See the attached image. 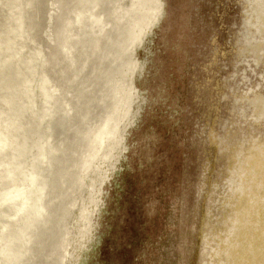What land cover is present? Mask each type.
<instances>
[{"label":"rangeland","instance_id":"374dc122","mask_svg":"<svg viewBox=\"0 0 264 264\" xmlns=\"http://www.w3.org/2000/svg\"><path fill=\"white\" fill-rule=\"evenodd\" d=\"M8 34L0 264H264V0H0Z\"/></svg>","mask_w":264,"mask_h":264},{"label":"bare ground","instance_id":"6f19581e","mask_svg":"<svg viewBox=\"0 0 264 264\" xmlns=\"http://www.w3.org/2000/svg\"><path fill=\"white\" fill-rule=\"evenodd\" d=\"M18 4V3H17ZM18 6V5H16ZM15 21H16V25L11 29V32L12 33H15V34H20L19 32H21V29H22V24L21 22H23L24 18H23V14L18 11V13L16 14V17H15ZM64 29H66V24L64 25ZM63 29V30H64ZM65 33V31H64ZM10 34H8L7 38L4 40L3 44L0 46L1 49H5L7 50L9 53H11V55L13 56L15 53H12L14 51V47H13V43L10 39ZM11 56V57H12ZM2 69H4V64H2L0 62V77H1V82H0V85L1 86H10V87H16V88H19V85L17 83V76H16V73L12 74V77L11 78H7L5 76V71L3 72ZM46 80L43 78L42 79V85L45 84ZM20 84H22V90L23 92H26V93H29L31 91V89H29V86L27 83L26 80H22L20 82ZM7 104H9V108H14L17 104H16V99L14 98H9L7 100ZM13 126H10V127H7L6 129H1L0 130V151L5 149L6 147H12L13 149H15L16 147V152L17 154H21L24 146H19L17 143H16V139H15V135H16V132L18 130H20V127L16 129V126L15 124H12ZM104 128H105V123L98 129V131L94 134L93 137H91V140L88 141V143L86 144V147L85 149H83V151L79 154L78 156V161L73 165V170L74 171H77L78 172V175H77V178H80V175L81 173L84 171V170H87L89 168V163L91 161V156H92V151H93V147H95L93 145V143H95L94 141H96L97 139H101V138H106V136L103 134L104 132ZM15 130V131H14ZM95 137H96V140H95ZM93 148V149H92ZM93 163V161H92ZM8 171L10 172L11 169L8 168ZM68 175L67 174V171L63 170V175L62 177ZM67 177V176H66ZM1 200L3 201H8V199H11V197L7 196V195H3L0 197ZM33 205L29 208V209H26V214L29 213L28 216H24V218H28L27 219V226L30 225L31 226V223H33V225L36 223V220H37V217L38 215L41 214V211H42V201H41V198L40 196L38 198H36V200L32 203ZM80 215H81V212H80Z\"/></svg>","mask_w":264,"mask_h":264}]
</instances>
